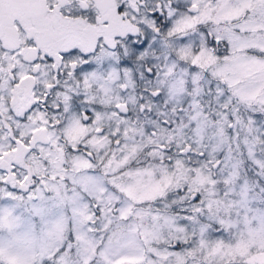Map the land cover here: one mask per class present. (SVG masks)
<instances>
[{"label":"snow or ice","instance_id":"6c2138e0","mask_svg":"<svg viewBox=\"0 0 264 264\" xmlns=\"http://www.w3.org/2000/svg\"><path fill=\"white\" fill-rule=\"evenodd\" d=\"M0 264H264V0H0Z\"/></svg>","mask_w":264,"mask_h":264}]
</instances>
